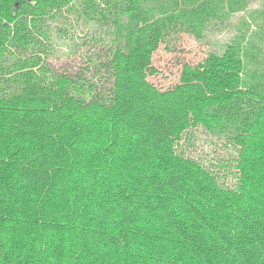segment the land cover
Masks as SVG:
<instances>
[{"label": "trees", "instance_id": "16d2710c", "mask_svg": "<svg viewBox=\"0 0 264 264\" xmlns=\"http://www.w3.org/2000/svg\"><path fill=\"white\" fill-rule=\"evenodd\" d=\"M254 1L0 0V264H264V50L150 80ZM199 130L231 157L189 154Z\"/></svg>", "mask_w": 264, "mask_h": 264}, {"label": "rangeland", "instance_id": "374dc122", "mask_svg": "<svg viewBox=\"0 0 264 264\" xmlns=\"http://www.w3.org/2000/svg\"><path fill=\"white\" fill-rule=\"evenodd\" d=\"M203 36L202 39H196L192 34L180 33L170 38L168 44H161L153 54V64L158 73L151 76L150 80L160 88L171 86L178 81L184 63L194 65L202 61L210 50L221 52L232 41L244 40L248 45L256 43L264 50V9L261 3H250L224 24H210ZM57 51L50 59L52 66L57 70L76 72L82 64L80 56L71 52L65 44L57 46ZM263 55L264 52L260 51V56ZM194 135V146L188 151L189 154L203 156L205 163L213 164L218 163L219 159L231 157V151L222 145L221 140L215 142V138L200 130ZM230 176L228 174L229 182L232 180Z\"/></svg>", "mask_w": 264, "mask_h": 264}]
</instances>
